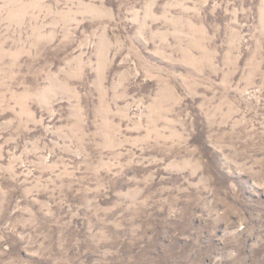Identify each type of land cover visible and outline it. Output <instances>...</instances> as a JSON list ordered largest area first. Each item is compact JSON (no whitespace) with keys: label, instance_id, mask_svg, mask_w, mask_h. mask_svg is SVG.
Returning <instances> with one entry per match:
<instances>
[{"label":"rangeland","instance_id":"obj_1","mask_svg":"<svg viewBox=\"0 0 264 264\" xmlns=\"http://www.w3.org/2000/svg\"><path fill=\"white\" fill-rule=\"evenodd\" d=\"M0 264H264V0H0Z\"/></svg>","mask_w":264,"mask_h":264}]
</instances>
